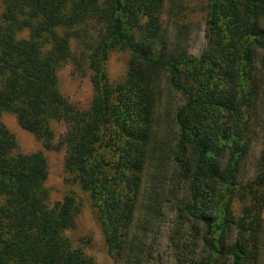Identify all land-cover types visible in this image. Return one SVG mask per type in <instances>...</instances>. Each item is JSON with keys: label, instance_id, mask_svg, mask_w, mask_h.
Wrapping results in <instances>:
<instances>
[{"label": "trees", "instance_id": "1", "mask_svg": "<svg viewBox=\"0 0 264 264\" xmlns=\"http://www.w3.org/2000/svg\"><path fill=\"white\" fill-rule=\"evenodd\" d=\"M0 1V264H100L68 234L75 193L52 202L46 154L18 151L6 113L45 150L66 148V179L88 196L117 262L159 263L145 236L168 210L172 264H262L264 115L259 170L241 173L264 112V0H207L200 56L186 25L168 35L166 0ZM117 50L130 61L113 81ZM68 63L90 78L88 109L60 89ZM166 90L178 98L168 127ZM55 122L66 125L59 140Z\"/></svg>", "mask_w": 264, "mask_h": 264}, {"label": "rangeland", "instance_id": "2", "mask_svg": "<svg viewBox=\"0 0 264 264\" xmlns=\"http://www.w3.org/2000/svg\"><path fill=\"white\" fill-rule=\"evenodd\" d=\"M206 2L207 0H166L163 23L171 39H175L180 33V25H186L184 29L189 52L195 56H200L206 47ZM4 10V4L0 1V18ZM24 35H28L27 32ZM130 54L127 51H113L108 61V72L110 78L115 81L120 79L129 67ZM59 86L63 94L70 101L77 104L82 109H88L93 98V86L88 75L75 68L72 63L63 65L58 71ZM178 98L165 91L163 104L159 113L163 118L165 127L166 113L174 111L177 106ZM264 112L261 111L259 123L263 121ZM3 119L9 129L15 134L18 140V151L31 153L43 150L49 162L50 176L48 186L51 193L52 202L63 199L67 194L74 192L80 202V212L77 219L76 228L68 234L76 244L83 245L87 252L94 256L100 264H122L114 260L108 251L104 241L101 227L98 221L96 210L91 204L88 196L72 181H67L64 169L66 148L61 150H45L43 145L31 133L22 129L15 115L6 113ZM257 125V126H258ZM57 140L65 133L66 125L63 122L54 123ZM263 155V135L261 125L257 127V136L253 147L244 163L241 178L246 180L256 175L259 170L261 156ZM154 175V169L148 168L145 178L150 180ZM264 218V212H263ZM173 215L166 210L163 217L157 220L154 229L146 234L145 240L149 244L156 246L155 255H158L159 263L152 264H172V253L170 250L168 236L172 226ZM264 264V235H263V256Z\"/></svg>", "mask_w": 264, "mask_h": 264}]
</instances>
